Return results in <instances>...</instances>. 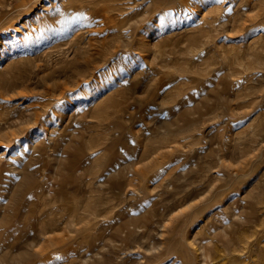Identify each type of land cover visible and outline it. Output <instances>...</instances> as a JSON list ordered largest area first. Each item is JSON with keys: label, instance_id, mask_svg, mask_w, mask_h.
Returning a JSON list of instances; mask_svg holds the SVG:
<instances>
[{"label": "rangeland", "instance_id": "1", "mask_svg": "<svg viewBox=\"0 0 264 264\" xmlns=\"http://www.w3.org/2000/svg\"><path fill=\"white\" fill-rule=\"evenodd\" d=\"M0 264H264V0H0Z\"/></svg>", "mask_w": 264, "mask_h": 264}, {"label": "bare ground", "instance_id": "2", "mask_svg": "<svg viewBox=\"0 0 264 264\" xmlns=\"http://www.w3.org/2000/svg\"><path fill=\"white\" fill-rule=\"evenodd\" d=\"M127 24H128V23L125 24L126 28H127V26L129 25V24H128V25H127ZM128 40H129V39H128ZM123 43H124V42H123ZM128 43H129V42H128ZM123 46H124V45H123ZM125 46H126V45H125Z\"/></svg>", "mask_w": 264, "mask_h": 264}, {"label": "snow or ice", "instance_id": "3", "mask_svg": "<svg viewBox=\"0 0 264 264\" xmlns=\"http://www.w3.org/2000/svg\"><path fill=\"white\" fill-rule=\"evenodd\" d=\"M221 2H222V0H221Z\"/></svg>", "mask_w": 264, "mask_h": 264}]
</instances>
